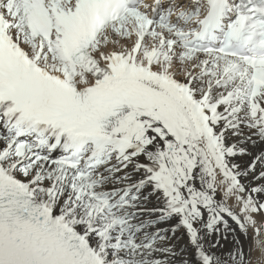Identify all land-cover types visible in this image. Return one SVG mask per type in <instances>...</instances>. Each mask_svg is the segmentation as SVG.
Here are the masks:
<instances>
[{
	"label": "snow or ice",
	"instance_id": "obj_1",
	"mask_svg": "<svg viewBox=\"0 0 264 264\" xmlns=\"http://www.w3.org/2000/svg\"><path fill=\"white\" fill-rule=\"evenodd\" d=\"M0 264H264V0H0Z\"/></svg>",
	"mask_w": 264,
	"mask_h": 264
},
{
	"label": "bare ground",
	"instance_id": "obj_2",
	"mask_svg": "<svg viewBox=\"0 0 264 264\" xmlns=\"http://www.w3.org/2000/svg\"><path fill=\"white\" fill-rule=\"evenodd\" d=\"M237 162H242V161H237ZM229 203H231V201H229Z\"/></svg>",
	"mask_w": 264,
	"mask_h": 264
}]
</instances>
